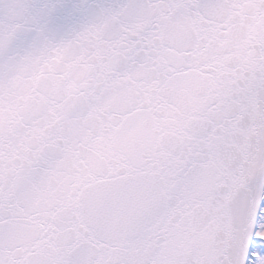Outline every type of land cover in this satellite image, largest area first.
Returning <instances> with one entry per match:
<instances>
[{"label":"snow or ice","instance_id":"obj_1","mask_svg":"<svg viewBox=\"0 0 264 264\" xmlns=\"http://www.w3.org/2000/svg\"><path fill=\"white\" fill-rule=\"evenodd\" d=\"M0 264H264V0H0Z\"/></svg>","mask_w":264,"mask_h":264}]
</instances>
